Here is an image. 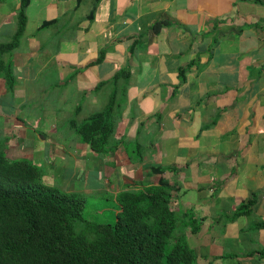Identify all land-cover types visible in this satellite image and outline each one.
<instances>
[{
    "label": "crops",
    "instance_id": "1",
    "mask_svg": "<svg viewBox=\"0 0 264 264\" xmlns=\"http://www.w3.org/2000/svg\"><path fill=\"white\" fill-rule=\"evenodd\" d=\"M19 6L0 0V44ZM25 15L17 46L0 52L6 158L53 161L44 183L114 203L164 178L171 207L204 218L190 231L195 264H264V0H30ZM112 98L114 147L91 153L69 120ZM241 204L250 212L225 221Z\"/></svg>",
    "mask_w": 264,
    "mask_h": 264
},
{
    "label": "trees",
    "instance_id": "2",
    "mask_svg": "<svg viewBox=\"0 0 264 264\" xmlns=\"http://www.w3.org/2000/svg\"><path fill=\"white\" fill-rule=\"evenodd\" d=\"M29 1L20 0L16 30L11 40L0 44L1 53L17 46ZM4 76L12 90L13 76L8 71ZM114 101L106 111L79 124L69 120V127L91 153L105 154L114 147L109 144L115 129L109 117ZM152 172L160 174L163 169L152 168ZM172 188L164 178L138 189L125 188L117 193L115 220L97 222L82 215L83 195L44 183L37 163L8 159L0 150V264H195V251L183 229L196 233L204 218L185 213L188 220L177 228L179 216L170 205ZM249 212V206L241 204L225 221ZM77 221L82 223L80 230ZM262 227L264 221L254 225ZM258 253L264 257V248Z\"/></svg>",
    "mask_w": 264,
    "mask_h": 264
},
{
    "label": "rangeland",
    "instance_id": "3",
    "mask_svg": "<svg viewBox=\"0 0 264 264\" xmlns=\"http://www.w3.org/2000/svg\"><path fill=\"white\" fill-rule=\"evenodd\" d=\"M31 114L33 113H22V114H17L18 116H21L25 119H27ZM38 114H34L33 116H36ZM1 120V119H0ZM2 122V121H1ZM0 122V125H3L4 123ZM71 135V131H69L68 134H60V139L63 140H66L70 137ZM4 138V135L1 136L0 135V150H4V145H6V142L3 140ZM3 144H2V142ZM51 162L53 161H46L45 164L46 166H44V162L43 164L40 165V168H44L46 169V167L49 169L50 167V164ZM38 164V163H37ZM64 169H66L67 171L69 170V166H68V163H65V165L63 166ZM58 179V177H56ZM61 179V178H60ZM59 179V180H60ZM49 184V183H48ZM75 184L78 186L80 185V183L77 181L75 182ZM51 186H56L60 189H64L66 186H67V180H64V182H62L61 185H56V184H49ZM74 185V183H73ZM78 194H81L83 195V197L85 198V207H84V211L82 212V215L86 218H90L92 219L93 221H103V222H112L113 220H115L114 216H115V212H116V203H114L113 201V198L110 197L109 199H107V201L103 200L102 198H100L98 196V194L94 193V194H85L84 192L82 191H76ZM113 196V194H111ZM105 198H106V195H105ZM212 200L211 196H207L205 201H210ZM189 209V208H188ZM187 209V213L190 215L192 214L193 215V210H188ZM197 211V209H195V212ZM177 215L179 216L178 218V222H177V228H181L185 222L188 220V215H183L181 212L179 211H176ZM196 214V216H202L200 214ZM223 221V220H222ZM76 229L77 230H80L82 228V223L80 221H77L76 222ZM216 229V228H214ZM183 236L184 238H186V242L188 243V245L191 247H194L196 244H198V240L195 239V235L192 234L190 231H189V228H184L183 229ZM208 250L209 253H212V252H216V251H219V248H200L199 251L200 252H204Z\"/></svg>",
    "mask_w": 264,
    "mask_h": 264
},
{
    "label": "clouds",
    "instance_id": "4",
    "mask_svg": "<svg viewBox=\"0 0 264 264\" xmlns=\"http://www.w3.org/2000/svg\"><path fill=\"white\" fill-rule=\"evenodd\" d=\"M44 182V181H43Z\"/></svg>",
    "mask_w": 264,
    "mask_h": 264
}]
</instances>
